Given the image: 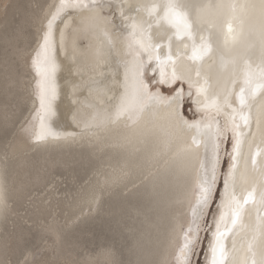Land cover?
Returning a JSON list of instances; mask_svg holds the SVG:
<instances>
[{
    "label": "snow or ice",
    "instance_id": "obj_1",
    "mask_svg": "<svg viewBox=\"0 0 264 264\" xmlns=\"http://www.w3.org/2000/svg\"><path fill=\"white\" fill-rule=\"evenodd\" d=\"M7 8L0 3V11L6 14ZM222 17L229 19L226 34ZM245 19L254 21L246 30ZM231 20L239 21L240 38L233 35ZM35 26V46L16 48L32 72L34 114L24 128L29 139L47 147L87 138L101 150L125 154V163L89 193V214L113 188L128 189L129 160L154 186L180 172L193 178L194 188L187 219L168 235L172 264H198L202 234L205 264H264V0L127 6L122 0H51ZM89 35L100 38L92 71L104 80L93 76L88 85L96 92L90 118L81 127L73 115L77 131H61L55 126L57 73L65 62L79 64L83 54L77 40ZM148 72L158 84L174 86L172 94L153 90ZM186 96L194 98L199 120L184 117ZM7 158L0 163V221L11 212ZM41 229L55 237L54 244L60 239L54 210H46ZM6 252L7 244L0 264H10ZM33 255L26 249L12 264H38Z\"/></svg>",
    "mask_w": 264,
    "mask_h": 264
},
{
    "label": "bare ground",
    "instance_id": "obj_2",
    "mask_svg": "<svg viewBox=\"0 0 264 264\" xmlns=\"http://www.w3.org/2000/svg\"><path fill=\"white\" fill-rule=\"evenodd\" d=\"M50 2L51 0H48L38 13L33 9V0H28L29 9H23V15L20 18L21 23L16 28V32L8 35L2 28L10 24L14 13L20 6L18 0H0V3L8 5L6 14L0 11V38L5 44V50H8L3 53L5 57L0 61V67L3 68L1 73H4V79L0 80V98L4 99L0 104V131L2 132L4 127L12 124V118H15L13 112L20 111L22 105L25 104L22 102L26 101V105H28L26 112H24L18 123V127L13 132L14 135L12 134L5 142L0 141V163H3V157L7 154V181L11 189L10 215L6 221H0V254H3V245L7 244L6 256L12 264L10 255L16 248V240L27 233L28 226L31 223H33V227H35L34 223L38 221L44 223L46 210L52 209L61 236L55 245L53 243L55 237L50 234L52 242L48 241L44 246L45 253L41 256L36 254V258L33 255V259L38 264H58L59 261L73 259L74 257H76L74 260L77 261L92 260L97 264H105V262L107 264H162L164 260H167L170 264L172 257L168 235L174 225L187 219L188 202L194 188L193 178L180 172H174L165 178L161 184L154 186L150 179H144L142 176L137 175V169L134 166L136 161L133 160L128 161L129 169L132 172L128 189L124 190L122 187L117 186L112 189L111 194L105 195L106 198L104 197V200L107 199L106 201L109 200L116 206L127 207V215L130 217L129 225L126 227L130 241L128 243L127 258L120 261L118 254L112 247H101L93 254L87 252L85 256L80 257H77L75 249L69 248V245L75 244L77 241L71 242L68 240L66 236L68 234L67 226L78 221L86 213L89 214V193L98 186L103 185L105 178L112 174L114 168H118L125 163V154L112 148L101 150L95 144L88 143L87 138L83 142L37 147L24 131L34 114V97L32 96L31 87L32 72L28 65L19 60L16 48L19 46L30 51L35 46V43L34 45L28 44L27 38L29 37L25 29L27 26L34 27V34L36 35L35 19L40 16L41 10ZM116 2L120 3L121 0H116ZM122 2L127 6L159 3L160 0H122ZM180 2L215 5L231 2L244 4L247 0H180ZM107 11L105 10V14ZM127 11L128 8L125 7V12ZM131 15L142 17L145 13L132 12ZM230 22L233 27V35L240 38L241 25L239 21L231 20ZM116 23H119L118 14ZM219 23L220 28L226 34L227 24L229 23L228 17H222ZM251 23H254V21L244 20L243 27L245 30ZM213 31L215 32L216 29H213ZM99 39L95 35L79 38L77 44L81 47L83 54L79 64L72 66L70 62H65L57 73L60 95L56 101L58 118L55 121V126L61 131H77L73 115L81 123V127L90 118L92 112L90 105L96 102V92L93 90L90 93L88 85L91 83L93 76L97 81L104 80L103 76L98 73L94 74L92 71V53L98 45ZM254 55H258L256 50H254ZM18 66L21 67L20 70ZM147 75L151 80L153 90L159 87L164 95L172 94V87L174 86L158 84L156 79H152L155 76L153 72H148ZM19 90L23 91L22 94H19L20 96L17 93ZM2 94H4V97H1ZM13 95L20 98L18 102L20 106L18 103L13 102L12 105L6 107L7 101L11 100ZM193 99V97L186 96L184 103L186 101L191 103L194 114L187 115L183 108L182 113L188 120H199L201 112L197 110ZM67 154L70 157H76V160H83L93 166L91 171L93 177L91 179L88 177V183L77 188L75 197L66 195L68 189L63 186L65 181L61 177L59 179L53 178L54 174L51 172L57 164L67 167V159H64ZM47 179L49 180L47 181ZM43 183H45V186L39 194L35 195L37 189L25 193L29 191L27 189L29 185L30 187L43 186ZM133 184H135V187L132 186ZM44 192H47V194L39 198ZM121 195L127 197H121V201V198L118 199V196ZM68 196L72 197V201L68 199ZM103 202L92 212L99 211ZM58 210L61 212L60 215ZM62 222L64 223L62 224ZM5 224H7V228H4ZM36 224L41 225V223ZM202 240L204 241L203 250L206 251V235L202 234ZM54 248L59 253L58 256L54 252L47 253V251ZM79 248H81V245ZM28 251L35 254V250ZM202 264H205L204 255Z\"/></svg>",
    "mask_w": 264,
    "mask_h": 264
},
{
    "label": "rangeland",
    "instance_id": "obj_3",
    "mask_svg": "<svg viewBox=\"0 0 264 264\" xmlns=\"http://www.w3.org/2000/svg\"><path fill=\"white\" fill-rule=\"evenodd\" d=\"M48 0H33V9L40 12L41 7L47 2ZM19 8L16 10V12L13 15V18L11 19V22L8 26L3 27V31L7 32L8 35H11L16 32V28L21 23L20 18L23 15V9H29V3L28 0H18ZM22 8V9H21ZM32 28V29H31ZM25 32L27 33L28 37L27 41L28 44L34 45L36 35L34 34L35 28L31 26H27L25 29ZM33 33V34H32ZM5 51V44L0 38V61L3 56V53ZM3 68L0 67V80L4 79V73H1V70ZM18 69L20 70L21 67L18 66ZM166 89V88H165ZM19 94H22L23 91L19 90ZM4 94H2L1 97ZM15 95V94H14ZM12 96L11 100H5L7 101V106L14 103H18L20 98H16ZM20 96V95H19ZM3 98H0V104L3 102ZM16 100V101H15ZM25 103L20 108V111L17 113L13 112V117L15 115V118H12L13 122L10 126H6L3 128V131H0V141L5 142L8 140V138L15 132L16 128L18 127V123L24 114L26 112L28 105H26V101L22 102ZM19 104V103H18ZM20 106V104H19ZM16 107V106H15ZM183 109L187 115H193L194 109L191 106V103L186 101L183 105ZM76 158V157H75ZM73 157H70L69 154L65 156L64 159H67V167H63L60 164H57L53 169L52 173L53 178L59 179L61 177L62 180L65 181L64 187L68 189L66 195H72L73 197L76 196V190L78 187H81L82 185H85L88 183L89 179L93 177V174H91V171L93 169V166L90 164L85 163L83 160H76ZM76 162V163H75ZM89 177V179H87ZM87 179V180H86ZM49 179H47L48 181ZM61 182V180H60ZM33 183V181H32ZM45 183H43V186L35 185L34 187H30V185L27 187L29 189L28 192H33L34 189H37L35 192V195L42 192V189L44 188ZM60 189V188H59ZM47 192H44L39 196V198H42L45 196ZM65 195V196H66ZM56 196V195H55ZM61 196V195H60ZM68 199L72 201V197H69ZM120 199L126 198L127 196H118ZM129 197V196H128ZM106 198V197H105ZM122 198L120 199L122 201ZM107 199H103V205L101 206V209L95 213L85 214L83 217H80L78 221H75L72 225L67 226V232L66 236L68 237L69 241H77V243L69 245V248L75 249V252L77 254V257L85 256V254L88 252L90 254H93L95 251L100 249L101 247H112L116 253L118 254L119 260L124 261V259L127 258L128 255V243L129 237L128 232L126 231V227L129 225L130 217L127 215V207L126 206H116L112 202L106 201ZM58 214L60 215L61 212L58 210ZM118 218V219H117ZM61 219V218H60ZM36 223H43V221H38ZM34 223H31L28 226L27 233L23 234L21 238L16 240V248L14 249L13 253L10 255V258L12 259V262L17 261L20 257L23 256L25 249L27 250H35L34 257L36 258L38 255L41 256L43 253H45V249L43 250L44 246L48 241L52 242V237L49 233L44 232L41 229V225H37ZM64 222H62L63 224ZM7 228V224H5V227ZM3 232V231H2ZM57 243H55L56 245ZM206 244V243H205ZM81 245V248L79 246ZM127 246V247H126ZM204 245H202V249L198 250V255L196 257V261L198 264H202V257L204 252ZM49 252H54L56 256H58V252L55 250V248ZM37 254V256H36ZM73 259H76L74 257ZM172 261L170 262V264Z\"/></svg>",
    "mask_w": 264,
    "mask_h": 264
}]
</instances>
